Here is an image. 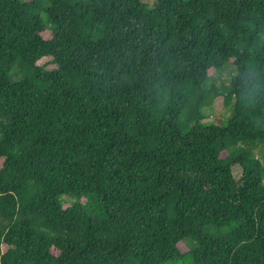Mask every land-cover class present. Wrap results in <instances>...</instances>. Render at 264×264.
I'll return each instance as SVG.
<instances>
[{"label": "trees", "instance_id": "obj_1", "mask_svg": "<svg viewBox=\"0 0 264 264\" xmlns=\"http://www.w3.org/2000/svg\"><path fill=\"white\" fill-rule=\"evenodd\" d=\"M261 145L264 0H0V264H264Z\"/></svg>", "mask_w": 264, "mask_h": 264}, {"label": "rangeland", "instance_id": "obj_2", "mask_svg": "<svg viewBox=\"0 0 264 264\" xmlns=\"http://www.w3.org/2000/svg\"><path fill=\"white\" fill-rule=\"evenodd\" d=\"M145 4L149 6V8H152L154 5V0H141ZM46 38L50 37V31H48L45 34ZM54 68V67H52ZM236 74V69L233 65V63L229 62L224 68L221 70H211L210 71V76H211V81L215 83L217 86L223 85V84H228L229 80ZM203 114L205 116L204 120L202 123L206 125H210L218 121L219 119H225L227 120L230 115H231V108L227 107L224 103V98L219 97L215 98L212 103L205 107L203 109ZM254 153L262 160L264 163V145H261L257 148L254 149ZM234 175L237 179H239L242 175V171L240 167H235L234 168ZM89 199L84 198L82 201L85 202ZM63 204L65 207L71 206L73 203L77 202V199L71 198L69 196H64L63 199ZM87 203V202H86ZM225 231V230H224ZM186 245H182V249L187 250ZM168 264H192L190 257L185 258L183 261L180 262H175V263H168Z\"/></svg>", "mask_w": 264, "mask_h": 264}]
</instances>
